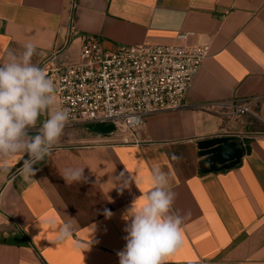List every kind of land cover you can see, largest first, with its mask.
I'll return each mask as SVG.
<instances>
[{
	"label": "crops",
	"instance_id": "1",
	"mask_svg": "<svg viewBox=\"0 0 264 264\" xmlns=\"http://www.w3.org/2000/svg\"><path fill=\"white\" fill-rule=\"evenodd\" d=\"M86 37L107 49L210 51L183 106L148 116L135 132L139 144L65 127L34 175L22 173L25 153L0 169V264H119L129 210L155 168L176 193L171 211L184 217L182 245L165 264H264V0H0V65L27 42L37 45L39 67L55 51L57 61L73 62ZM249 97L258 98L253 114L209 107ZM233 135L245 149L241 162L201 172L198 141ZM67 168H83L86 182L66 183ZM66 222L72 235L60 241Z\"/></svg>",
	"mask_w": 264,
	"mask_h": 264
},
{
	"label": "built area",
	"instance_id": "2",
	"mask_svg": "<svg viewBox=\"0 0 264 264\" xmlns=\"http://www.w3.org/2000/svg\"><path fill=\"white\" fill-rule=\"evenodd\" d=\"M188 34L179 36L185 40ZM209 45L139 43L107 49L94 37L83 40L78 59L57 61L53 52L41 64L57 85L62 107L69 110L65 127L113 124L106 138L137 145L135 136L148 116L181 108ZM257 97L209 104L227 115L253 114ZM233 135L231 137H234Z\"/></svg>",
	"mask_w": 264,
	"mask_h": 264
},
{
	"label": "clouds",
	"instance_id": "3",
	"mask_svg": "<svg viewBox=\"0 0 264 264\" xmlns=\"http://www.w3.org/2000/svg\"><path fill=\"white\" fill-rule=\"evenodd\" d=\"M23 47L19 56L9 52L7 62L0 65V169L25 153L28 158L22 173L34 175L33 165L49 155L59 141L69 110L61 106L54 80L32 63L37 45L27 42ZM42 115L47 118L37 128ZM33 129L36 134L29 135ZM62 176L68 184L86 182L83 168H67ZM167 184V174L155 168L150 188L141 191L129 210L131 223L124 229L126 245L117 253L119 264H165L182 245L184 217L171 211L176 193L167 189ZM72 231L71 223L66 222L58 240L70 238Z\"/></svg>",
	"mask_w": 264,
	"mask_h": 264
},
{
	"label": "water",
	"instance_id": "4",
	"mask_svg": "<svg viewBox=\"0 0 264 264\" xmlns=\"http://www.w3.org/2000/svg\"><path fill=\"white\" fill-rule=\"evenodd\" d=\"M85 129L99 136L114 132L113 124H88ZM199 156L203 157L201 172L211 173L235 167L241 162L245 149L231 136H215L201 139L197 143Z\"/></svg>",
	"mask_w": 264,
	"mask_h": 264
}]
</instances>
